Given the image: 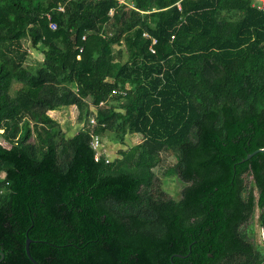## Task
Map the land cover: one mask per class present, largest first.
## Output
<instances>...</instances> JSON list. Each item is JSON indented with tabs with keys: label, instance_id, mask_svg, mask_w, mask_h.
Masks as SVG:
<instances>
[{
	"label": "trees",
	"instance_id": "1",
	"mask_svg": "<svg viewBox=\"0 0 264 264\" xmlns=\"http://www.w3.org/2000/svg\"><path fill=\"white\" fill-rule=\"evenodd\" d=\"M252 2L0 0V264H32L26 239L38 264L264 261V154L241 162L264 147ZM72 106L87 128L67 137L48 112ZM128 131L141 142L94 160L92 136ZM167 155L177 200L155 183Z\"/></svg>",
	"mask_w": 264,
	"mask_h": 264
},
{
	"label": "rangeland",
	"instance_id": "2",
	"mask_svg": "<svg viewBox=\"0 0 264 264\" xmlns=\"http://www.w3.org/2000/svg\"><path fill=\"white\" fill-rule=\"evenodd\" d=\"M113 52L115 56H120V62L124 63L126 61V53L124 51V48L114 46ZM29 54L30 55L26 60V63L29 65L36 64L42 59V55L36 51L32 52L30 50ZM17 86L15 85L14 89H16ZM91 109L93 110V107L90 106V110ZM77 115L78 112L76 108L72 106L64 110L56 111V113L51 114L50 116L59 124L61 130L65 133V135L67 137H70L76 132L87 128V122H80L77 118ZM99 140L101 148L100 155L105 158V162H110L113 158L118 156V152L126 150L127 148L140 143L142 140V135L140 132L137 131H128L124 138V142L121 144L118 143V141L116 142L109 136H103L99 138ZM1 144L4 147H7V145L2 140ZM174 163V157L169 155L164 156L163 161L153 169V174L155 176L156 186H158L164 192L165 198L177 200L180 197V191L184 187V184H182L175 176L166 177L163 173L168 167L172 166ZM258 214L259 211L256 210L254 212V217L250 222V226L252 227L253 231V241L257 245L264 247L261 236V226L258 220Z\"/></svg>",
	"mask_w": 264,
	"mask_h": 264
},
{
	"label": "built area",
	"instance_id": "3",
	"mask_svg": "<svg viewBox=\"0 0 264 264\" xmlns=\"http://www.w3.org/2000/svg\"><path fill=\"white\" fill-rule=\"evenodd\" d=\"M117 3L119 5H125V6H128V7H131V0H116ZM252 6L255 7L257 10H262L264 11V0H252ZM59 10H61V8H59ZM109 14H112V12L110 11ZM50 28L51 29H54L55 28V25L54 24H50ZM144 37L146 38H150L147 34H143ZM151 40V45L149 47V51L150 53L154 54V50L152 49V46L156 43L155 39L153 38H150ZM77 59H79V56L76 57ZM100 105H103V103H100ZM95 125V121H94V118L91 117L88 121V127L89 129L91 127H93ZM90 145H91V148L94 150L95 152V155H94V160L95 161H98L99 158H100V152H99V149H100V140L97 136H92L91 137V142H90Z\"/></svg>",
	"mask_w": 264,
	"mask_h": 264
},
{
	"label": "water",
	"instance_id": "4",
	"mask_svg": "<svg viewBox=\"0 0 264 264\" xmlns=\"http://www.w3.org/2000/svg\"><path fill=\"white\" fill-rule=\"evenodd\" d=\"M264 154V147L261 148V149H258L256 151H254L253 153L251 154H248L244 159L241 160V162H244V161H247L249 160L250 158H252L254 155L256 154ZM262 213H263V216H264V208L262 209ZM261 236H262V241H263V245H264V223L261 227ZM29 243L30 241L28 239H26L25 241V254H26V257L28 258V260L32 263V264H38L36 263L32 257L30 256V253H29V249H28V246H29ZM175 257H178V258H183L179 255H175ZM3 259V254L0 253V261ZM261 264H264V261L261 263Z\"/></svg>",
	"mask_w": 264,
	"mask_h": 264
},
{
	"label": "crops",
	"instance_id": "5",
	"mask_svg": "<svg viewBox=\"0 0 264 264\" xmlns=\"http://www.w3.org/2000/svg\"><path fill=\"white\" fill-rule=\"evenodd\" d=\"M54 113H56V111H51V112H48V115L50 116L51 114H54Z\"/></svg>",
	"mask_w": 264,
	"mask_h": 264
}]
</instances>
